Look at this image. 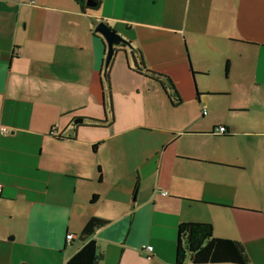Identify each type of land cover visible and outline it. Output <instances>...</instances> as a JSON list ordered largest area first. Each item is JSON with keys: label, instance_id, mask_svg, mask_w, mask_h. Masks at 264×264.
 I'll list each match as a JSON object with an SVG mask.
<instances>
[{"label": "crops", "instance_id": "1", "mask_svg": "<svg viewBox=\"0 0 264 264\" xmlns=\"http://www.w3.org/2000/svg\"><path fill=\"white\" fill-rule=\"evenodd\" d=\"M93 1L0 0V264H64L91 217L100 264H191L180 222L264 264V0Z\"/></svg>", "mask_w": 264, "mask_h": 264}, {"label": "trees", "instance_id": "2", "mask_svg": "<svg viewBox=\"0 0 264 264\" xmlns=\"http://www.w3.org/2000/svg\"><path fill=\"white\" fill-rule=\"evenodd\" d=\"M80 1L82 2V0ZM119 45L132 51L130 43ZM110 65L111 60L105 68L106 83H108L107 76L109 75ZM134 68L147 76L156 78L164 88H172L173 92L170 91L169 96H171V99L175 98V90L166 76L156 74L152 70L145 68L141 61L135 63ZM224 72L225 74L228 73V62L225 63ZM96 196L94 195L93 199ZM104 224H106L105 219L98 217L88 218L82 231H80L81 239L85 240L83 245L64 264H100L102 253L98 250L95 240L88 238L97 228ZM175 259L177 263H183L187 260L191 264L248 263L245 249L240 242L228 238H216L213 235L210 223L199 222L179 223Z\"/></svg>", "mask_w": 264, "mask_h": 264}, {"label": "water", "instance_id": "3", "mask_svg": "<svg viewBox=\"0 0 264 264\" xmlns=\"http://www.w3.org/2000/svg\"><path fill=\"white\" fill-rule=\"evenodd\" d=\"M85 5L87 7H92L95 5L93 0H85ZM95 32L99 33L105 40V59H104V67L106 68L109 61L112 60V57L115 52V46L119 44H128L129 42L126 41L122 36L116 33L114 30L111 29V26L106 23L105 21H100L94 28ZM82 119H75L74 122H81Z\"/></svg>", "mask_w": 264, "mask_h": 264}, {"label": "built area", "instance_id": "4", "mask_svg": "<svg viewBox=\"0 0 264 264\" xmlns=\"http://www.w3.org/2000/svg\"><path fill=\"white\" fill-rule=\"evenodd\" d=\"M0 131L1 132H7L8 131V129L6 128V127H1V129H0ZM215 131L217 132V133H224L225 131H226V129H225V127H224V125H220V126H216L215 127ZM0 192H1V185H0ZM162 194H166V192H164V191H162L161 192ZM74 237H73V234L72 233H67L66 234V240L67 241H70L71 239H73ZM145 249L148 251V252H150L153 248H152V246L151 245H146L145 246Z\"/></svg>", "mask_w": 264, "mask_h": 264}, {"label": "rangeland", "instance_id": "5", "mask_svg": "<svg viewBox=\"0 0 264 264\" xmlns=\"http://www.w3.org/2000/svg\"><path fill=\"white\" fill-rule=\"evenodd\" d=\"M97 25V24H96Z\"/></svg>", "mask_w": 264, "mask_h": 264}]
</instances>
